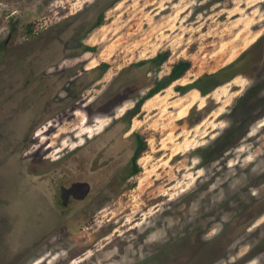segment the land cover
Masks as SVG:
<instances>
[{
    "label": "rangeland",
    "instance_id": "1",
    "mask_svg": "<svg viewBox=\"0 0 264 264\" xmlns=\"http://www.w3.org/2000/svg\"><path fill=\"white\" fill-rule=\"evenodd\" d=\"M9 37L0 264H264V0H0ZM31 40L42 71L9 102L4 51ZM179 60L185 74L126 121ZM137 134L139 171L115 194ZM84 180L105 195L62 204L57 184Z\"/></svg>",
    "mask_w": 264,
    "mask_h": 264
},
{
    "label": "flooded vegetation",
    "instance_id": "2",
    "mask_svg": "<svg viewBox=\"0 0 264 264\" xmlns=\"http://www.w3.org/2000/svg\"><path fill=\"white\" fill-rule=\"evenodd\" d=\"M9 38H7V40L1 44L2 46H0L2 49L4 47H8V42H9ZM33 40V38H32ZM31 45H29V47L24 46L23 44H21V46L19 48L22 49L21 53L19 56H15L13 51H11L12 47L9 48L10 50H5L4 52H6L5 56H6V63L9 61L11 64H16L18 60H24L23 64L19 68L18 70H15V67L13 68L10 66V72H8V76L7 77H11V82L8 83L10 85H8V90L10 91L7 95V99L12 101L13 99H17L20 96L19 91L24 90L23 85H28L27 83L29 81H31L33 79L34 76H36L38 74V72L40 73L42 70V68L40 67H35L34 65L36 63L39 64L40 60H43L44 55L46 54L44 52L43 47H37L36 45H34L32 42ZM25 43H28V39H25ZM48 45H51L53 43V40H50L49 42H47ZM30 44V43H29ZM48 48V50L51 48L50 46H48L47 44H45ZM1 49V50H2ZM53 52V50H49V54H51ZM45 59V58H44ZM37 64V65H38ZM15 66V65H14ZM35 67V68H34ZM32 70V71H30ZM30 71V72H29ZM15 76V79L20 76L21 80L17 82H13L16 81L15 79H12V77ZM18 84V85H17ZM22 95V94H21ZM22 99V97H21ZM15 106H18V103L15 104ZM6 111V110H5ZM10 113V112H9ZM4 116L7 118H9L11 116V114H7L4 113ZM134 148H135V137H134V147H133V151H132V155L131 157L128 159V161L124 164L123 168H119V172L118 170H115V172H113V178L111 180L109 184V187L112 191H114L115 194H121L123 191L122 186L123 183L125 181H127L129 179V177H131L133 174H131L132 171V162H131V158L133 156L134 153ZM57 189L60 193V200L62 202V204H68V202L71 199H74L75 201H83L86 200L87 197H91V201L94 200L95 198L99 199L100 198V194L102 193V196L105 195V193L103 192V189H95L92 188V186H90L89 182L84 181H77V182H73L69 185H63V184H57ZM90 199V198H89ZM214 252L217 254L219 253L218 250H214ZM203 259V256L200 260ZM203 264H212V262H206Z\"/></svg>",
    "mask_w": 264,
    "mask_h": 264
},
{
    "label": "trees",
    "instance_id": "3",
    "mask_svg": "<svg viewBox=\"0 0 264 264\" xmlns=\"http://www.w3.org/2000/svg\"><path fill=\"white\" fill-rule=\"evenodd\" d=\"M101 23H102V15L100 14L98 19H97V22L94 25L97 26V25H100ZM31 29H32L31 26H29L27 28V30H26L27 35H30ZM92 49L93 48L88 47V46L84 47L85 51H92ZM168 57H169V52L163 51V52L157 53L154 57H152L150 59L138 62L136 65L137 66H143V65L149 63V65H151L153 67H159L168 59ZM106 67H107L106 64H102L101 65L102 71ZM189 67H190V62H188L187 60H179L176 63H174L171 67L169 74L164 76L162 79L155 81L152 88H150L148 90V92L144 95V97L139 99L136 102L135 106L124 115V119L126 121H130V119L139 111V108L143 105V103L147 99L153 97L158 92H160L164 88L171 85V83H173L174 81L181 78L185 74V72L189 69ZM211 77H213V76H211ZM180 89L185 90L186 88L181 87ZM145 148H146L145 139L138 134L135 135V148H134L133 156L131 158V162H132L131 174H135L139 171V169L136 165V160L138 159L140 154L145 150Z\"/></svg>",
    "mask_w": 264,
    "mask_h": 264
},
{
    "label": "bare ground",
    "instance_id": "4",
    "mask_svg": "<svg viewBox=\"0 0 264 264\" xmlns=\"http://www.w3.org/2000/svg\"><path fill=\"white\" fill-rule=\"evenodd\" d=\"M97 252H98V250H96ZM97 254V253H96ZM103 255V254H102ZM106 255H107V253H106ZM94 256H95V254H94ZM116 256H117V253H110L108 256H106V261H112L113 259H115L116 258ZM120 257V256H119ZM103 259V258H102ZM101 260V259H100ZM115 260H117V259H115ZM84 261V260H83ZM90 261V260H89ZM97 261H99V260H97ZM96 263V262H95ZM100 263V262H99ZM97 264V263H96ZM102 264V263H101ZM108 264V263H107Z\"/></svg>",
    "mask_w": 264,
    "mask_h": 264
},
{
    "label": "clouds",
    "instance_id": "5",
    "mask_svg": "<svg viewBox=\"0 0 264 264\" xmlns=\"http://www.w3.org/2000/svg\"><path fill=\"white\" fill-rule=\"evenodd\" d=\"M36 135H37V136H39V135H40V133H39V132H37V133H36Z\"/></svg>",
    "mask_w": 264,
    "mask_h": 264
}]
</instances>
